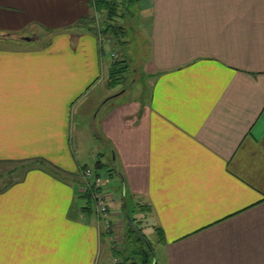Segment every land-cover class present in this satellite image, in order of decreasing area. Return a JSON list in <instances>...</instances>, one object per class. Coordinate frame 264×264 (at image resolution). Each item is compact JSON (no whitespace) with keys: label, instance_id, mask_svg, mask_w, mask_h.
<instances>
[{"label":"crops","instance_id":"obj_1","mask_svg":"<svg viewBox=\"0 0 264 264\" xmlns=\"http://www.w3.org/2000/svg\"><path fill=\"white\" fill-rule=\"evenodd\" d=\"M94 1L0 0V35L19 36L0 37V264L116 256L81 201L95 161L122 209L151 207L156 264H264V0H138L144 97L126 69L109 80L125 28L104 44V18L75 25L104 16Z\"/></svg>","mask_w":264,"mask_h":264},{"label":"rangeland","instance_id":"obj_2","mask_svg":"<svg viewBox=\"0 0 264 264\" xmlns=\"http://www.w3.org/2000/svg\"><path fill=\"white\" fill-rule=\"evenodd\" d=\"M137 2L132 4L130 7H128L126 10H124V17L122 15V19H118V22L116 21L115 24L116 26L120 27L122 26L123 28H125V31L123 33V35L121 36V34H118V38L121 37V39L128 41V44L120 42L117 45H111V47H106L105 48V53H106V58L107 59H111L114 58L115 55H113L111 57L112 53H118V52H124L127 53V55H129V64L128 67L126 68L124 77H127L129 80V84H127L126 86H129V91H128V95L130 96H142L144 97L145 95V91L148 90L149 85L148 84V79L144 76V74H142V62L140 59L141 53H142V48H143V36L141 35V31L139 32V28L138 26V21L139 20V15H138V11H137ZM122 11L120 10V13ZM102 18H104V16H101L97 19V21L95 22L96 25H99V20ZM102 20V24H103V19ZM126 21H128L129 23H126ZM119 22H121L122 24H119ZM45 32L43 31V34ZM42 34V31H41ZM110 34V36L112 35V32L108 33ZM100 40H103V43L106 44V40H107V35L106 33H100ZM45 40V39H44ZM115 53V54H116ZM120 75H116V78H119ZM113 79L112 75H110L109 80ZM108 80V81H109ZM118 79L115 80V82L113 84H117ZM122 81V78H121ZM133 83V84H132ZM132 85V86H130ZM141 94V95H140ZM86 132V131H85ZM88 139H87V138ZM90 134L89 133H85L83 134L82 140L85 143V147L88 148L89 142H90ZM75 142H77V140H75ZM89 148L95 149L93 146L89 145ZM106 161V160H105ZM108 161V160H107ZM110 163V162H109ZM90 164V168L93 169L94 171H96V161L89 163ZM110 167L111 165H103L100 168L97 169V171L101 174V178L103 180H105L107 183L106 189L109 188L110 186L113 187L115 184V179H113L109 173H110ZM114 181V182H113ZM81 201L85 204L90 203L91 209H92V214H95V206L93 204V202H89L88 199H86L85 197H82ZM115 202L118 204V206L116 207V205L112 206V215L110 216L112 222H116L117 220L119 221V225L114 228V226H112L111 228V233H109L108 235L105 234L103 236V244H102V250L104 255L106 254V252H110L114 249V247H119V249L123 250V253L121 255H126V250L125 247L128 245L127 244V224L128 221L130 223H132L131 218L133 217H137L138 215L141 216L140 213L135 211L134 208V204L130 203L128 205V207L125 205L123 207V209L121 208L119 199L116 198ZM115 203V204H116ZM124 210V211H123ZM121 211L122 213L120 217H118V219L116 220V214L115 212H119ZM127 213V215H126ZM139 225L143 226V231L147 234L148 236V240L151 241L152 246H153V256H154V260L157 262V257L159 254V249H156V240L154 238L153 235V231L151 226L148 224V222L146 221V219L141 222ZM113 236V240L111 238V236ZM137 236V235H135ZM112 240V241H111ZM126 243V244H125ZM111 245L113 246V249L111 248ZM126 245V246H125ZM140 246V244H139ZM121 250V251H122ZM119 252H116L115 250H113V254L114 255H119ZM113 260L112 259L109 262H105L102 259L98 260V264H110Z\"/></svg>","mask_w":264,"mask_h":264},{"label":"trees","instance_id":"obj_3","mask_svg":"<svg viewBox=\"0 0 264 264\" xmlns=\"http://www.w3.org/2000/svg\"><path fill=\"white\" fill-rule=\"evenodd\" d=\"M95 5L101 13L104 14V19H103V24H102V31L100 32H112V33H117L118 34V29L122 28L120 26H116L113 24V20L116 17H120L124 15V10H126L128 7H130L132 4L138 2V0H95ZM126 8V9H125ZM120 10L123 12L120 13ZM95 21L96 17L89 16L85 18H81L75 25L82 27L85 31H93L96 34L99 33V31H96V26H95ZM93 24V25H92ZM71 26H67L64 29H67ZM99 27V26H98ZM96 28V29H95ZM49 33L56 32L57 30L53 29H48ZM17 34L16 33H11L6 36H2V39H9V38H14ZM8 37V38H4ZM125 61H115L113 64V70H112V77L115 80L119 79L116 78V75H119L120 69H125L128 67L127 64H124ZM102 163L98 161L96 163V175H101L97 169L100 168ZM109 175L112 176V170H110ZM85 196L88 198V195L85 194ZM136 212L138 213H147L150 212L151 207L147 204H140L136 206ZM143 214V215H144ZM127 215V214H126ZM145 216V215H144ZM144 216L138 215L137 217H132L130 223L128 221L127 224V246L125 247L124 250H126V255H121L123 253L122 249H119V247H114L113 250L116 252H119L117 256H120L124 260V264H156V261L154 260L153 256V246L151 241L148 240L147 234L143 231V226L139 225L141 222H143L145 219L143 218ZM157 234L159 237H163V230L161 227H156ZM112 232V231H111ZM137 235V236H135ZM126 244V243H125ZM140 244V246H139ZM122 250V251H121Z\"/></svg>","mask_w":264,"mask_h":264},{"label":"built area","instance_id":"obj_4","mask_svg":"<svg viewBox=\"0 0 264 264\" xmlns=\"http://www.w3.org/2000/svg\"><path fill=\"white\" fill-rule=\"evenodd\" d=\"M79 175L84 195L87 194L89 202H93L95 206L98 224L102 225L108 233H111L113 226L110 218L111 203L115 201V195L107 191V182L101 178V175H96L95 171L90 167L81 168ZM110 264H124V260L116 255Z\"/></svg>","mask_w":264,"mask_h":264},{"label":"water","instance_id":"obj_5","mask_svg":"<svg viewBox=\"0 0 264 264\" xmlns=\"http://www.w3.org/2000/svg\"><path fill=\"white\" fill-rule=\"evenodd\" d=\"M8 34H11V33H8ZM8 34H2V35H0V37H2V36H6V35H8ZM17 36V35H16ZM15 36V37H16ZM37 36V35H36ZM36 36L35 37H33V36H31V35H26V36H21L20 38L21 39H23V40H25V41H27V42H32V41H34L35 39H36ZM17 37H19V36H17ZM38 37V36H37ZM4 38H8V37H4Z\"/></svg>","mask_w":264,"mask_h":264}]
</instances>
